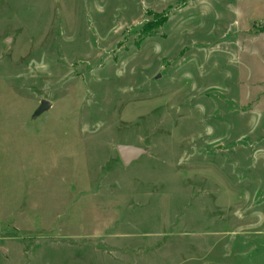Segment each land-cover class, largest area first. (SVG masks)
I'll use <instances>...</instances> for the list:
<instances>
[{"label": "rangeland", "instance_id": "374dc122", "mask_svg": "<svg viewBox=\"0 0 264 264\" xmlns=\"http://www.w3.org/2000/svg\"><path fill=\"white\" fill-rule=\"evenodd\" d=\"M0 264H264V0H0Z\"/></svg>", "mask_w": 264, "mask_h": 264}, {"label": "water", "instance_id": "95a60500", "mask_svg": "<svg viewBox=\"0 0 264 264\" xmlns=\"http://www.w3.org/2000/svg\"><path fill=\"white\" fill-rule=\"evenodd\" d=\"M51 107V102L48 100H42L40 106L36 110V115L41 114ZM118 155L122 163L127 166L139 158L144 150L140 147L133 145L120 144L117 146Z\"/></svg>", "mask_w": 264, "mask_h": 264}, {"label": "trees", "instance_id": "16d2710c", "mask_svg": "<svg viewBox=\"0 0 264 264\" xmlns=\"http://www.w3.org/2000/svg\"><path fill=\"white\" fill-rule=\"evenodd\" d=\"M147 32H149V31H147Z\"/></svg>", "mask_w": 264, "mask_h": 264}]
</instances>
